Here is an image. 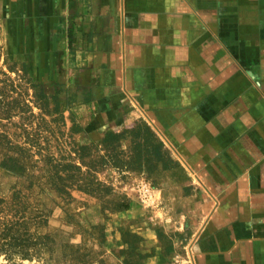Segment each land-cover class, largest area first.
I'll return each mask as SVG.
<instances>
[{
    "label": "crops",
    "instance_id": "obj_1",
    "mask_svg": "<svg viewBox=\"0 0 264 264\" xmlns=\"http://www.w3.org/2000/svg\"><path fill=\"white\" fill-rule=\"evenodd\" d=\"M0 27L32 74L77 73L93 120H141L179 163L146 199L125 189L139 264H264V0H0Z\"/></svg>",
    "mask_w": 264,
    "mask_h": 264
},
{
    "label": "rangeland",
    "instance_id": "obj_2",
    "mask_svg": "<svg viewBox=\"0 0 264 264\" xmlns=\"http://www.w3.org/2000/svg\"><path fill=\"white\" fill-rule=\"evenodd\" d=\"M15 41L16 37H0V71L6 73L9 79L14 81L17 90L31 105L33 113L40 116V111L34 103L36 88L23 82L20 71L22 64L25 65L27 74L33 83L45 85V92L49 97L56 91L58 93L59 112L42 115L48 123V130L45 127L41 132L43 137L46 136L40 140L44 154L50 153L53 157L59 158L61 154L67 155L73 142L76 144L87 143L82 133L71 132V119L85 128L93 137L97 136L98 131L101 132L109 128L110 125L107 126L109 121L93 120L94 111L89 106L93 96L90 83L85 82L72 70L63 78L60 77L63 81L59 80L57 75H52L45 81L41 80L28 69L26 60L15 48ZM12 65L14 72L8 70V67ZM83 103L88 109L84 112L89 121L85 126L79 122L80 115L77 111L78 105ZM49 108H52L51 98H49ZM18 121V117L10 122L0 120V135L6 136L15 144H22L24 135L16 125ZM117 127L115 123H112L110 129H120ZM35 129H37L36 126L33 130ZM128 146L129 139H123L122 149L126 150ZM3 155L4 151L1 150L0 200L3 201L2 207L5 209L3 215L11 219L15 213H18L30 233L48 234L54 242L50 248L31 249L28 259H22L20 255H13L11 260H7L1 255L0 264H44L49 258L52 263H75V260H71L70 254L76 249L85 253L87 259L101 261L104 264H123V261L139 264L136 256V253L139 252L132 249V247H139V240L131 243L130 238H126L127 243L124 244V248L120 252L112 254L104 248L105 232L112 228L119 230L120 233H128L129 220H125L117 211L121 208V204L126 203L125 189H130L143 198V188L149 187L147 181L151 186L156 185L166 178L165 173L151 176L135 171L108 168L95 174L98 182L110 188L108 193L99 192L96 196H91L72 189L70 197H66L51 189L48 167L42 162H37L35 166H30L32 163L26 162L25 168L19 169L16 166H3L1 163ZM33 160H38V156H34ZM175 171V177L184 179L183 170ZM162 240L167 244V238Z\"/></svg>",
    "mask_w": 264,
    "mask_h": 264
},
{
    "label": "trees",
    "instance_id": "obj_3",
    "mask_svg": "<svg viewBox=\"0 0 264 264\" xmlns=\"http://www.w3.org/2000/svg\"><path fill=\"white\" fill-rule=\"evenodd\" d=\"M70 44V37H69ZM15 66V65H14ZM10 72H14L13 65L8 67ZM21 78L23 82L36 88L35 107L39 109L40 116H36L31 105L25 100L24 95L17 90L14 81L9 79L6 73L0 71V120L11 121L15 117L19 118L16 125L24 135L22 144L11 142L6 136L0 135V151H4L1 161L3 166H16L19 169L25 168L26 162H31L30 166H35L37 162H42L47 166L48 179L51 189L57 194L70 197V190L76 189L85 194L96 196L99 192L108 193L110 188L98 182L95 174L101 173L108 168L120 171L128 170L147 175H157L174 170H180V165L175 161L165 148L163 142L156 133L143 121L138 120L128 126L120 127L118 130L105 129L98 131L97 136H91L85 128L76 124L71 119L72 133H82L87 143H72L67 155L61 154L59 158L53 157L50 153H43L40 140L44 139L42 130L48 123L42 115H50L51 112H59V100L57 91L49 97L45 92V85L32 82L27 74L24 64L21 65ZM3 76V77H1ZM49 98H51L52 108H49ZM36 124H35V122ZM36 126L37 129L33 130ZM43 128V129H42ZM129 139L128 148L122 149L121 141ZM38 156V160H33ZM84 169V170H83ZM3 201L0 200V256L3 255L7 260H11L13 255H20L22 259L30 257V250L36 247L50 248L54 242L48 234L39 235L30 233L25 228L23 218L15 213L11 219L5 217V209L2 207ZM128 207L127 203L121 204L117 211ZM159 239L165 238L157 230ZM123 243L126 245V238L134 243L141 238L132 232L121 233ZM132 249L137 251V248ZM166 251H171L172 246L167 245ZM139 260H143L147 255L136 253ZM71 260L75 263L65 264H104L101 261H92L86 258L85 253L78 249L71 252ZM44 264L52 263L49 258ZM123 264H130L123 261Z\"/></svg>",
    "mask_w": 264,
    "mask_h": 264
},
{
    "label": "built area",
    "instance_id": "obj_4",
    "mask_svg": "<svg viewBox=\"0 0 264 264\" xmlns=\"http://www.w3.org/2000/svg\"><path fill=\"white\" fill-rule=\"evenodd\" d=\"M148 194H149V187L145 186V188H143L142 190L143 199H146L148 197Z\"/></svg>",
    "mask_w": 264,
    "mask_h": 264
}]
</instances>
